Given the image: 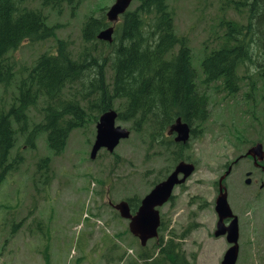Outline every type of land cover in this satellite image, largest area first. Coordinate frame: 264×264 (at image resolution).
<instances>
[{
	"label": "rangeland",
	"instance_id": "rangeland-1",
	"mask_svg": "<svg viewBox=\"0 0 264 264\" xmlns=\"http://www.w3.org/2000/svg\"><path fill=\"white\" fill-rule=\"evenodd\" d=\"M114 1L84 0L75 8L72 4L43 8L42 1L36 0L33 4L43 9L47 23L56 26L57 38L25 40L11 51L16 77L8 87L0 84V106L10 108L17 84L27 74L26 68L32 67L42 53L52 51L58 38L68 39L78 57L86 42L82 35L83 23L90 15L100 16L102 8H108ZM225 1H170L175 11L176 30L189 37L199 74L204 47L211 50L222 42L214 38L225 32L220 24L222 18L246 21V13L236 12L233 6L224 12ZM137 3L134 0L132 8ZM104 57L107 82L112 88V59L107 53L97 54L100 63ZM244 73L245 67H241L238 74ZM88 85V80L70 83L66 92L85 90ZM240 87L238 94H220L214 102L204 132L191 138L185 149L197 164L196 172L176 188L174 198L161 209L166 228L161 234L166 239L175 235L189 259L196 257L195 264H221L230 244L226 236L214 234L218 221L214 200L219 192L216 182L227 169L226 165L255 143H264V91L251 90L247 76ZM43 106L40 101L30 108L29 129L17 134V144L10 154V159L20 157L21 164L0 186V264H46V248L51 264H136L142 252L140 240L129 233V221L110 203L134 195L142 198L154 183L163 179L173 160L167 153L158 154L159 146L148 147L150 132L147 130L140 133L132 130L131 136L122 140L114 153L102 149L92 159L97 122L75 129L59 155L49 147L46 131L39 133L37 147H32L27 143V134L33 124L43 119ZM254 116L258 117L257 121ZM117 123L126 128L132 125L130 121ZM13 125L18 127L15 120ZM46 156L51 157L48 170L51 179L48 182L44 179L37 186L35 182L41 181L46 169L40 170L38 163ZM248 170L255 171L251 184L245 183ZM263 183L264 172L247 159L240 160L225 181L228 199L240 217L238 264H264ZM149 245L155 251V241L151 240Z\"/></svg>",
	"mask_w": 264,
	"mask_h": 264
},
{
	"label": "trees",
	"instance_id": "trees-1",
	"mask_svg": "<svg viewBox=\"0 0 264 264\" xmlns=\"http://www.w3.org/2000/svg\"><path fill=\"white\" fill-rule=\"evenodd\" d=\"M36 0H0V84L8 87L16 77L15 61L11 51L25 40L33 42L56 37V27L47 23L43 9ZM42 7L79 6L84 0H41ZM171 0H138L116 27L112 42L102 41L97 35L110 25L106 8L101 15L87 17L83 27L84 46L75 56L70 41L58 38L52 51L42 53L35 64L26 68L27 74L17 84V93L10 108L0 106V186L14 163H10L11 150L17 144V134L29 129V110L43 101V119L33 124L27 134V143L36 147L40 132H47L49 147L61 154L77 128L97 122L110 108L119 110L122 121H130L136 133L150 132L148 147L159 146L160 153H168L174 163L189 159L185 146L176 145L166 131L178 117L188 121L195 134L210 117L215 94L227 91L236 95L244 77L249 78L251 90L264 91V0H226L222 9L232 6L238 13H246V21L238 22L223 17L225 27L220 46L211 50L204 47L200 75L194 66V48L190 39L176 30L175 11ZM111 57L113 86L109 87L106 57L100 63L97 54ZM245 67V75L239 69ZM88 80L85 90L66 92L70 83ZM221 82L218 86H210ZM261 83V87L258 86ZM203 93V95H202ZM210 95V96H209ZM255 121L258 120L254 116ZM18 123L14 128L13 121ZM51 157L43 158L39 166L48 170ZM21 163V162H20ZM20 163H16L17 167ZM173 163V164H174ZM133 210L139 201L130 200ZM158 254L149 247L140 254L142 262L136 264H195L185 255L182 242L172 235L161 236L154 245ZM49 264V250L45 251Z\"/></svg>",
	"mask_w": 264,
	"mask_h": 264
},
{
	"label": "water",
	"instance_id": "water-1",
	"mask_svg": "<svg viewBox=\"0 0 264 264\" xmlns=\"http://www.w3.org/2000/svg\"><path fill=\"white\" fill-rule=\"evenodd\" d=\"M132 0H115L107 12V18L113 23L112 26L103 29L98 37L102 40L112 41L113 33L115 31V25L120 19V15L124 14L130 7ZM118 113L114 109H110L104 112L97 124V136L91 157L95 158L101 148L107 147L110 151H114L116 146L123 138L129 137L131 131L116 124ZM177 131V141L187 142L190 138L191 127L187 122H184L181 118H178L176 123L171 127V132ZM262 143H257L248 151V154L257 159H264V148ZM195 170V164L182 161L175 170L165 179L160 182L146 197L143 199V203L139 211L133 215L130 211V206L127 201H122L115 204V208L118 209L123 217L130 218V230L137 235L143 245H146L148 240L159 235L158 229L161 223L160 212L156 206L163 204L172 195L173 189L176 184L183 183L187 177L190 176ZM231 168L220 179V194L217 198L216 212L219 214L218 229L216 235L226 234L228 241L232 244L226 251L222 264H236L240 252V226L239 217L234 214L228 201V192L223 185V180L230 172ZM184 176L180 178V174ZM246 182L250 183L251 179L248 178ZM227 217H233L232 221L227 225L225 219Z\"/></svg>",
	"mask_w": 264,
	"mask_h": 264
},
{
	"label": "flooded vegetation",
	"instance_id": "flooded-vegetation-1",
	"mask_svg": "<svg viewBox=\"0 0 264 264\" xmlns=\"http://www.w3.org/2000/svg\"><path fill=\"white\" fill-rule=\"evenodd\" d=\"M259 168H261V169L264 171V163H263V165H261ZM247 172H251V174H252V173L255 174V173H254L255 171L248 170ZM247 172H245V173H247ZM226 222H227V223L230 222V219H228Z\"/></svg>",
	"mask_w": 264,
	"mask_h": 264
}]
</instances>
